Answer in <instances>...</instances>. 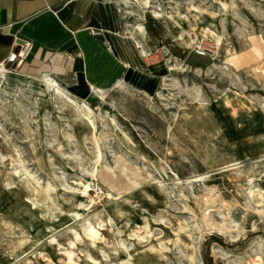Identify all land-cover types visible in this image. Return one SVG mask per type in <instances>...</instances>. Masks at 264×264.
<instances>
[{"label": "rangeland", "instance_id": "374dc122", "mask_svg": "<svg viewBox=\"0 0 264 264\" xmlns=\"http://www.w3.org/2000/svg\"><path fill=\"white\" fill-rule=\"evenodd\" d=\"M154 1L164 14L153 23L158 48L143 44L132 5L117 47L142 62L105 97L60 83L73 99L57 96L22 70L30 55L20 50L2 64L0 227L18 231L1 237L13 246L2 255L8 264H264V0ZM224 98L252 114L237 121ZM198 102L226 122L235 164L216 154L217 139L201 150L205 124L179 128ZM13 195L30 219L7 213ZM144 219L149 237L130 238Z\"/></svg>", "mask_w": 264, "mask_h": 264}, {"label": "crops", "instance_id": "0c3cea01", "mask_svg": "<svg viewBox=\"0 0 264 264\" xmlns=\"http://www.w3.org/2000/svg\"><path fill=\"white\" fill-rule=\"evenodd\" d=\"M126 6L122 0H0V65L31 42L29 62L39 61L68 89L107 90L131 81L142 59L118 51Z\"/></svg>", "mask_w": 264, "mask_h": 264}, {"label": "bare ground", "instance_id": "6f19581e", "mask_svg": "<svg viewBox=\"0 0 264 264\" xmlns=\"http://www.w3.org/2000/svg\"><path fill=\"white\" fill-rule=\"evenodd\" d=\"M126 3V8L123 7L122 9H120L123 13H127V14H134L133 13V6L135 5L136 7H138L141 10V21L137 22L134 25V29L137 31V33L139 34V36L141 37V40L143 41V44L150 50H155L158 48L159 45V39L155 33L154 27H153V23H160L163 19H164V14L161 12V8L157 5H155V1L154 0H122ZM193 42H191L190 46L192 47ZM135 50V49H134ZM134 55L136 57H139L138 54L133 51ZM144 54L148 55L147 51L144 49L143 51ZM14 60H17V55L16 53L13 54L12 58ZM40 64L39 61H34V63H30L28 61H24L21 64V68L22 70L25 72L29 71L33 74H37L40 75L45 83V85L52 91L55 92V94L59 97L62 98H67L69 100H72L73 98H71V95L69 94L68 90L64 87H62L59 82L50 74L45 73V74H41L40 73V69L37 67ZM174 69V68H173ZM252 72L255 75H259V72L256 68L252 69ZM6 70L5 67L1 64L0 65V74L2 76H6ZM262 83L264 84V76L260 77ZM165 85H167L166 82H164ZM127 83L126 81L122 80L119 81L115 87H126ZM92 89V93L93 96H102L105 97L106 94V90L102 89V88H97V87H93ZM226 97V96H224ZM224 102H222L223 104L221 106L225 107L226 109H229L232 114L234 119H237V121L241 120H245L248 116H250L252 113L246 110H239L235 108L234 102L232 100H226L225 98L222 99ZM186 105H189V103L186 102ZM195 106V113L192 115L191 121L190 123H186V121L181 122L182 118L184 117V112H186V109H183L182 113L179 116L178 119V126L179 128H181V131L185 132L188 130V128L192 129H196L198 126H200L202 123L205 127L209 128V132L207 133V135L203 136L206 137L205 140H203L202 147L203 149L200 148L199 149L203 150L205 152V150H207L208 147V143L210 142V140H214L217 139L218 142L221 144L222 149L216 151V154L220 155V158H225V157H229L231 158V162H237L238 158L235 156V154H233V152L231 151L232 149L230 148L229 144H228V136L223 132V126L226 125V122L222 119V120H218L217 116L218 115V111L217 110H210V108L208 107L207 103L204 102H198L194 104ZM188 108V106H187ZM89 110V109H88ZM239 126V125H238ZM240 127V126H239ZM178 130V128L176 127V129H172V131L175 133ZM210 152L213 151V149L211 148L210 150H208ZM209 152V153H210ZM216 159V155H214L213 157H211V159ZM204 159L205 158V154H204ZM207 161V160H206ZM208 162V161H207ZM235 164V163H234ZM233 165V164H231ZM233 172L232 170H229V172L225 175H228L230 179H232L233 177ZM224 176V174H223ZM28 189L31 193V198L34 202L31 203V205H33V207H35V204H39L40 200L37 197V195L34 194V190L32 189L31 185L28 184ZM16 191H20V189L18 187H16L15 192ZM88 192V188L86 189L85 193ZM14 196V195H13ZM9 196L7 199L9 201V203L11 204V206L7 209V213H9L13 218L18 219V220H26V219H30V215L29 212L27 210H21L19 209L17 206H15L14 204H16V202L21 200V196L17 195V196ZM31 200V201H32ZM110 211L114 214L115 217H121L124 215V211L122 209V207L120 205H114L110 208ZM240 211H238L239 213ZM47 215V213H44ZM10 229V230H8ZM94 231V226H90L87 228V232L88 233H92ZM9 232L10 234H17L18 231L17 230H12L11 229V225L9 224H4L3 226L0 227V264H8L9 261L7 260V262L2 258L4 255V253L6 254L8 251L13 250L12 247L13 246H8L5 245L4 241L1 240V237H8L9 236ZM151 233V229H150V224L149 221L147 219H144L142 221L141 226H137V228L133 229L130 232V238H136V239H144L149 237ZM25 243L22 242L20 245L16 244L15 247L20 248V246ZM162 248H167L166 246H163ZM14 251V250H13ZM73 252L70 253V258H72ZM193 255V252H192Z\"/></svg>", "mask_w": 264, "mask_h": 264}, {"label": "built area", "instance_id": "2783aa9c", "mask_svg": "<svg viewBox=\"0 0 264 264\" xmlns=\"http://www.w3.org/2000/svg\"><path fill=\"white\" fill-rule=\"evenodd\" d=\"M32 49L33 43L26 42L25 44L21 45L19 53L23 58H27L30 55Z\"/></svg>", "mask_w": 264, "mask_h": 264}]
</instances>
